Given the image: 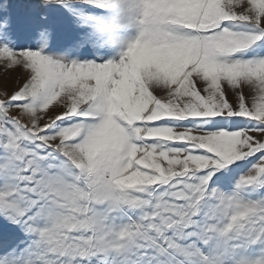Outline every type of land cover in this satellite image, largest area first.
Returning <instances> with one entry per match:
<instances>
[{
  "label": "snow or ice",
  "instance_id": "obj_1",
  "mask_svg": "<svg viewBox=\"0 0 264 264\" xmlns=\"http://www.w3.org/2000/svg\"><path fill=\"white\" fill-rule=\"evenodd\" d=\"M33 9L0 0V264H264V0Z\"/></svg>",
  "mask_w": 264,
  "mask_h": 264
},
{
  "label": "rangeland",
  "instance_id": "obj_2",
  "mask_svg": "<svg viewBox=\"0 0 264 264\" xmlns=\"http://www.w3.org/2000/svg\"><path fill=\"white\" fill-rule=\"evenodd\" d=\"M11 11L14 16H24L33 12V5L36 3V0H10ZM18 72H5L0 68V88H6L11 92L17 85ZM231 100L232 97L229 96Z\"/></svg>",
  "mask_w": 264,
  "mask_h": 264
}]
</instances>
